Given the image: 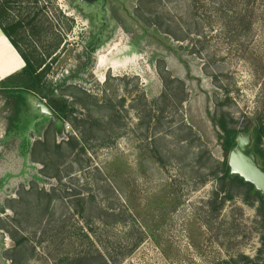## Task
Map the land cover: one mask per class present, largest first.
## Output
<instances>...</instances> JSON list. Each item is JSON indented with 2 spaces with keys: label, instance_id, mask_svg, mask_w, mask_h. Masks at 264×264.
<instances>
[{
  "label": "rangeland",
  "instance_id": "374dc122",
  "mask_svg": "<svg viewBox=\"0 0 264 264\" xmlns=\"http://www.w3.org/2000/svg\"><path fill=\"white\" fill-rule=\"evenodd\" d=\"M114 1L118 19L91 57L100 24L79 0H13L0 13L7 28L21 21L12 38L23 54L53 62L45 92L68 110L15 161L0 94V264H102L105 254L112 264H264L261 203L220 181L230 152L217 124L224 115L238 131L264 128L261 0L252 28L240 22L245 1L120 0L138 22Z\"/></svg>",
  "mask_w": 264,
  "mask_h": 264
},
{
  "label": "flooded vegetation",
  "instance_id": "af4514ba",
  "mask_svg": "<svg viewBox=\"0 0 264 264\" xmlns=\"http://www.w3.org/2000/svg\"><path fill=\"white\" fill-rule=\"evenodd\" d=\"M117 1V0H116ZM115 2L114 0H85L82 2V5H85V8H88L89 10H93L97 13L96 22L100 24L97 31L92 36V39L89 43V48L87 51H85V54H87L89 57H91V52L95 51L103 42L105 38V33L108 31L110 26L112 25L113 21H116L118 19L117 15L115 14V11L113 10V7L111 6V3ZM122 2V1H118ZM122 7L126 9L125 1L122 2ZM3 33L5 36L11 41V44L15 47L19 58L21 59V67L19 70H17L14 73H11L7 75L3 80L6 81L5 87L6 89L13 88L9 83V79L12 76H16L18 81L23 85L21 87L15 86L14 91L16 92V95H19V98L21 100L19 108L16 112V118L12 120V122L7 124V127L5 129V139L13 138L16 143V151H15V161L18 159H26L29 157V154L32 153V147L33 143L31 142V138L33 134L35 133H41L44 121L46 119H51L58 128V130L61 128V124L64 125V122L62 123L57 122L54 117L48 116L41 112V110L36 107V109L39 111L38 115L34 114L32 104L29 102V99L27 98V101L25 100V93H31L41 100H43L57 115V107L50 104V101H52L50 97V94L48 92H45L46 90L50 91L49 86L47 85L45 79L43 78V74L49 70V64H53V62H40L37 63V61H34L33 59H30L27 55L23 54L21 50L18 48L17 45H15L11 38L9 37L3 30ZM144 33H147V30L144 29ZM160 43L164 45L162 39H160ZM166 49H168L170 52L175 54L177 57L180 58V60L183 58L182 55L178 52L177 48L174 47L172 44H168L165 46ZM27 59L30 60V62L27 61ZM55 61V60H54ZM182 61V60H181ZM185 63L186 61L183 60ZM187 63V62H186ZM28 64H41V66L37 69L35 66V71L33 72L34 75H41L42 76V82L41 85L43 87V92L37 93L35 92V89L31 87V77L27 78V74L25 72L26 67ZM79 64H88V63H79ZM187 69L190 70V66L185 64ZM27 78V79H26ZM27 82V83H26ZM33 83V82H32ZM25 85H28L27 87ZM19 89V90H18ZM24 94V96H23ZM27 97V96H26ZM49 98V99H48ZM55 100H58L55 98ZM34 104V102H33ZM59 117V115H58ZM58 126V127H57ZM11 156L13 158L14 155ZM0 230H5L3 228H0ZM1 233V232H0ZM6 240V237L2 234H0V241ZM1 259V257H0ZM1 261V260H0Z\"/></svg>",
  "mask_w": 264,
  "mask_h": 264
},
{
  "label": "trees",
  "instance_id": "16d2710c",
  "mask_svg": "<svg viewBox=\"0 0 264 264\" xmlns=\"http://www.w3.org/2000/svg\"><path fill=\"white\" fill-rule=\"evenodd\" d=\"M239 1L240 2L245 1V6H246V9L245 10L243 9L246 17H244L245 15L242 16L240 22H242V24L246 23L248 28H252L255 24V20H254L253 16H254L255 11H256V3L258 2V0H238V2ZM11 2H13V0H0V13L5 12L6 8H8L7 7L8 4ZM260 6H262L261 14H263V17H264V0H261ZM242 13H241V15H242ZM237 17L234 18L236 21H237ZM0 27L2 28V30H4V32L9 37H12L13 32L17 31L18 27H21V21L14 22L9 26V28H7L3 24L2 19L0 17ZM197 33H200L199 30H197ZM147 35H151V36L156 37V38H161V37H159L160 36L159 34L150 32L148 28H147ZM11 40L15 45H17V42L13 38H11ZM162 41H163L165 46L168 44H171L164 39H162ZM181 60L183 61L184 59L182 58ZM27 61L30 62L29 59H27ZM185 64H187V63L185 62ZM34 71H35L34 65L28 64V66L25 69V72L27 74V78L31 77V80L33 82V83L31 82V87H33L35 89V92H37V93L43 92L42 91L43 87L41 85L42 76L40 74L34 75L33 74ZM9 82H10L9 84L13 88L6 89V87H5L6 81L5 80H2L0 82V84H1L0 94L3 95V97L6 99V104L9 108V110L11 111L10 115L8 116V123L12 122V120H14L16 118V112H17L19 105H20V102H21L19 95H16V92L14 91V89L16 88L15 86H18V87L23 86L18 81L16 76L10 77ZM25 86L27 87L28 85H25ZM23 96H24V94H23ZM24 97H25V100L27 101L26 95ZM64 102L63 101L62 102L57 101L56 102L57 105H54V101H50V104L57 107L56 110H57V113L59 115V119H60V121H63V122L66 121L65 119L68 116L67 106ZM217 124L220 126L221 130L223 131V134L221 135V138L223 140V142H222L223 149L226 152H230L236 146V136H237L238 132H240V131L236 130L233 127H230L229 122L227 121V119L224 115L217 121ZM61 125H62L61 127H63V124H61ZM263 130H264V128H262L260 126H252V127L247 126L245 129H243L241 131L245 132V133H247L249 131H253V133L255 135V142H254L253 150H255L257 152V154H259V156H260V158L264 164V151L261 148L262 138H263ZM61 132H62V130L60 131V133ZM229 172H230V167L228 164V160H224L221 163L222 175L219 176V179L222 182L223 186H225V184L231 186L232 184H234L236 182H239L240 184L244 185L246 187L247 195H249L250 197H253L254 199H256L257 201H259L261 203V211H262V216H263V220H264V199H263L262 194L259 191H255L254 186L251 183L245 182L243 180V178H241L239 176H235L233 178L230 177ZM221 190L225 191L223 189V187L221 188ZM103 256L104 257H102V264H108V262H110L112 264V261L114 263H118L120 261V260H113V258H110V256H108L107 254H105ZM244 259L247 261L248 264L254 263L253 260H251L248 256H246ZM60 262H61V264H82V259H81V261H78V259H70L69 255H65L62 258H60ZM58 264H60V263H58ZM224 264H229V263L225 262Z\"/></svg>",
  "mask_w": 264,
  "mask_h": 264
},
{
  "label": "water",
  "instance_id": "95a60500",
  "mask_svg": "<svg viewBox=\"0 0 264 264\" xmlns=\"http://www.w3.org/2000/svg\"><path fill=\"white\" fill-rule=\"evenodd\" d=\"M79 1L82 3L85 0ZM125 11L129 18L138 22L137 18L132 15L130 10L125 9ZM29 95L33 97V100H35L34 105H36L41 112L54 117L57 122L62 123L58 115L43 100L33 94ZM254 142L255 135L253 131L247 133L242 131L238 132L236 136V146L230 151L228 157V164L230 167L229 175L232 178L239 176L243 178L245 182L251 183L254 186V190L259 191L264 199V164L259 154L253 150Z\"/></svg>",
  "mask_w": 264,
  "mask_h": 264
},
{
  "label": "crops",
  "instance_id": "0c3cea01",
  "mask_svg": "<svg viewBox=\"0 0 264 264\" xmlns=\"http://www.w3.org/2000/svg\"><path fill=\"white\" fill-rule=\"evenodd\" d=\"M0 30L1 31H3L2 30V28L0 27ZM3 33V32H2ZM3 38H2V40H3V42H4V51H0V54H1V56H0V62H1V64H2V67H0V69H1V72H0V80L2 81L7 75H9V74H11V73H14V72H16L17 70H19V68L21 67V59L19 58V56H18V53H17V51H15L14 50V46L11 44V41H9V39L5 36V34L3 33ZM14 47V48H13ZM8 49H12V50H14L15 52H16V55H17V57L19 58V60L18 59H16V61H15V64H7V61H8V59L7 58H4V57H2V56H4V55H6V57H7V51H8ZM6 50V51H5ZM0 64V65H1Z\"/></svg>",
  "mask_w": 264,
  "mask_h": 264
}]
</instances>
